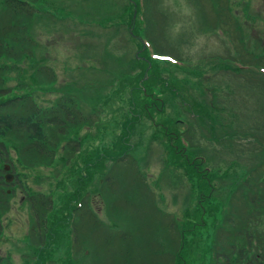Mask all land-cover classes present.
Wrapping results in <instances>:
<instances>
[{
    "label": "rangeland",
    "instance_id": "1",
    "mask_svg": "<svg viewBox=\"0 0 264 264\" xmlns=\"http://www.w3.org/2000/svg\"><path fill=\"white\" fill-rule=\"evenodd\" d=\"M62 1L47 0L46 8L67 3ZM129 1L72 0L75 11L65 12L67 21L42 17L25 32L26 41H34L33 48H25L43 67L36 79L47 88L37 89L35 106L47 111L61 100L87 125L69 135L86 137L79 153L72 144L60 150L52 168L40 169V180L18 170L22 181L10 186L14 197L0 248V257L10 256L13 264L34 260L36 246L25 238L31 225L27 187L58 201L75 191L80 178L90 181L85 208L100 223L83 224L77 247L70 241L74 253L69 251L71 236L54 245L49 264H177L180 232L172 225L186 229L202 191L199 179L175 156V136H183L190 159L209 170L214 199L227 207L236 204L231 196L236 183L261 162L264 84L257 82L260 69L247 64L264 65V0H143L135 37L127 28L134 18ZM123 22L126 26H120ZM155 49L174 60L155 68L163 85L177 93L164 91L161 84H147L161 94L138 85V53L146 59V51L154 54ZM240 60L249 72L235 70L241 69ZM28 64L24 60L19 68ZM52 72L55 80L49 81ZM197 103L206 104L212 117L196 111ZM133 108L146 117L134 132L135 149L122 159L113 154L102 161L108 150L119 151L117 142ZM165 129L173 135L166 136ZM11 156L16 158L13 150ZM211 209L217 213L216 205ZM252 227L264 234V215ZM199 235L187 240L192 264L207 263L209 239L204 229Z\"/></svg>",
    "mask_w": 264,
    "mask_h": 264
},
{
    "label": "trees",
    "instance_id": "2",
    "mask_svg": "<svg viewBox=\"0 0 264 264\" xmlns=\"http://www.w3.org/2000/svg\"><path fill=\"white\" fill-rule=\"evenodd\" d=\"M140 1H129L134 18L127 28L133 37H135L137 17L140 12ZM71 2L72 0H67L66 4L53 5L52 11H50L45 9L48 4L47 0H0V248L5 242L3 220L10 211L12 204L10 199L14 197L8 194L10 186L5 181V164L13 166L19 182L22 179L21 172L18 170L35 173L36 180H40L42 175H39L38 172L41 168H52L57 163L60 150L68 148L72 144L76 145L75 149L73 148L75 153H79L83 147L82 140L86 139V137L76 140L69 138V135L74 131L81 133L87 124L81 122L79 117L72 114L71 111H66L64 102L61 100L47 111L35 106L34 95L38 94L37 89L45 90L47 88L36 79V75L43 69L41 61L33 50L29 53L25 48L26 45L29 48L34 47L30 45L34 44L33 40L32 43L26 41L25 32L35 22L38 23L42 17L54 19L57 22L67 21L69 17L65 12L73 14L72 12L75 11ZM205 13L206 11H204ZM124 23L120 26H126ZM157 52L160 53L158 50ZM145 58L143 59L138 53L141 75L138 85L142 87V91H156L149 90L148 86L156 88L161 84L160 87L164 91L166 89V92L177 93L174 91L175 89L171 90L163 85V77L155 68L156 65L164 63L153 59L148 51L145 53ZM24 60L29 62L28 66L19 68ZM240 62L245 64L241 60ZM260 63L262 62L260 61ZM235 70L241 74L240 71ZM13 74L15 76H12ZM257 76L262 77L257 82L264 84V75L257 74ZM54 80L55 73L52 72L49 81ZM13 82L15 85L10 87L9 85ZM162 92L161 89H157L156 94ZM159 101L158 105L164 106L165 102L162 99ZM143 103L146 108L147 103ZM195 106L196 111L201 112L208 119L212 117L206 104L202 106L197 103ZM202 115L196 114L197 119L201 120ZM145 118L144 113L133 108L124 124L122 136L117 142L119 151L114 153L115 151L108 150L105 155L101 156V160L103 161L108 156L112 158L113 154H115L114 159H122L135 149L132 143L134 132ZM188 127L191 129V124ZM164 132L166 136L173 135L166 129ZM173 141H175L172 146L174 152L176 151L175 156L182 160L192 175L199 179V189L202 191L196 210L191 212L192 215L188 214L190 216L188 217L189 221L185 224L186 229L181 228L180 231L178 223L176 226L172 225L176 232H180L179 255L177 258L175 257L177 264H192L188 259L189 243L187 240L191 235H199L200 229H204L206 237L209 239L205 251L206 264H264V234L252 227L255 219L264 215V154L260 157L261 162L259 161L249 174L252 179V173L256 171V178L250 179L252 182H249L247 175L248 178L243 179L239 185L236 183L235 189L231 193L232 202L236 201V204L227 207L223 201L219 202L218 198L214 199V186L211 184L210 174L207 169H202V165H204L202 162L198 163L190 159L188 156L190 151L183 142L184 137L178 134ZM12 150L16 153V158L11 156ZM87 167L90 166L87 165ZM22 177L27 181L28 177L25 173L22 174ZM82 179L84 178L78 180L77 188L73 193H67L58 201L53 196L48 198V195L42 192L37 193L29 188L25 204H29L31 225L30 232L25 238L28 243L32 242L31 244L36 246V249L33 262L25 264H49L52 247L64 239H68V236L73 233V231L70 232V226L74 225V236H76L74 246L77 247L80 236L83 234V224H89L91 221L100 223L97 215L93 214L92 210L85 208L86 199L90 194L89 189L87 191L86 188L90 181L87 178L86 180ZM239 191H242L240 199ZM115 194V191L112 190V195ZM56 202H59L58 207ZM214 205L217 207L216 214L211 209ZM207 218L211 219L212 223ZM65 230L68 231L65 232ZM71 239L72 237L68 239L69 251H71ZM117 247H120V244ZM11 262L10 256L0 257V264H13Z\"/></svg>",
    "mask_w": 264,
    "mask_h": 264
},
{
    "label": "water",
    "instance_id": "3",
    "mask_svg": "<svg viewBox=\"0 0 264 264\" xmlns=\"http://www.w3.org/2000/svg\"><path fill=\"white\" fill-rule=\"evenodd\" d=\"M6 170L9 171L10 170V167H6ZM13 180V176L9 175L7 176V181L10 182Z\"/></svg>",
    "mask_w": 264,
    "mask_h": 264
}]
</instances>
